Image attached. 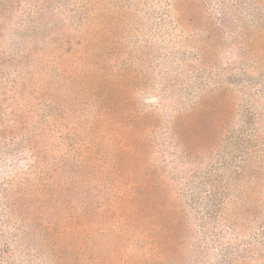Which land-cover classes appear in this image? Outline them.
<instances>
[{"label": "rangeland", "instance_id": "obj_1", "mask_svg": "<svg viewBox=\"0 0 264 264\" xmlns=\"http://www.w3.org/2000/svg\"><path fill=\"white\" fill-rule=\"evenodd\" d=\"M0 264H264V0H0Z\"/></svg>", "mask_w": 264, "mask_h": 264}]
</instances>
